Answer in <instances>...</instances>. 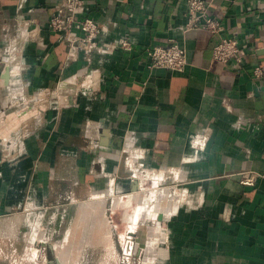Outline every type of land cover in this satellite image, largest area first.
<instances>
[{"label":"crops","instance_id":"obj_1","mask_svg":"<svg viewBox=\"0 0 264 264\" xmlns=\"http://www.w3.org/2000/svg\"><path fill=\"white\" fill-rule=\"evenodd\" d=\"M208 1L247 46L241 67L213 58L215 38L188 25V0H85L104 29L100 41L133 45L90 59L49 28L62 0H0V52L25 34L7 82L0 71L5 249L46 252L53 244L43 237L64 225L70 234L79 226L80 253L114 247V193L140 192V226L152 234L155 220L169 238L145 249L153 261L161 254L155 264H264V76L252 71L264 66V0ZM171 39L187 49L186 68L149 67L146 49ZM169 168L191 174L190 196L173 199V211L159 186L152 212L147 177L136 172Z\"/></svg>","mask_w":264,"mask_h":264},{"label":"rangeland","instance_id":"obj_2","mask_svg":"<svg viewBox=\"0 0 264 264\" xmlns=\"http://www.w3.org/2000/svg\"><path fill=\"white\" fill-rule=\"evenodd\" d=\"M7 68L9 69V67L4 68L5 71ZM138 175L139 173L136 172L137 178L140 177V180L143 182L145 178L143 176H138ZM146 177L147 178L143 184V188H144L143 193L147 192L145 203L151 202L152 212L155 211L154 207L156 206L158 196L152 197L151 192H153L154 190L159 191L160 188L159 186L161 187L163 186L164 188L167 187V191H168L167 197L169 203L172 202L171 204H173V199L175 201L178 198L177 197L178 195L180 197L182 196V193L185 198L187 195L190 196V193H188L189 189L184 188L185 186L188 185V182L191 181L190 180L191 174H189L188 172H183L181 171V169L178 168H169L166 169L164 172H153L149 175L147 174ZM160 177L163 178L162 181ZM163 181L165 183H163ZM114 195H116V198L117 197L121 198L119 199L120 202L116 207L117 208L116 212L113 213L115 219L111 222L115 224L113 227L114 228L113 238L116 247L97 245L95 247H89L92 249H89L84 253H80L79 251L80 228L79 226H77V222H76L75 224L77 227H74L71 234H70V230L67 227H65V225H64V229L62 225V229H63L62 231H64V233H62L60 236L58 235L53 236L51 234L52 231L50 229V231L48 232V237L44 236L43 238L44 240L47 239L48 242H52L53 244L52 249L49 250L48 248L46 252L38 251L36 249L34 250L28 249L26 253L22 248L19 251L20 253L16 257V261L14 262L10 258L11 251L13 250L14 247L12 249L11 248L5 249V247L2 245L4 244L2 243L3 240L2 238H0V264H59V263L60 264H155L160 259L161 254H159L157 258L153 261L152 258L148 257V254L145 253V249L148 250L153 246L160 248L161 246L163 247L165 244L169 243V238H167V242L165 241V231L162 229L161 231L162 234L160 235L159 227L154 226L155 220L152 221L153 222L152 234L148 233L149 229L148 231H146L143 225L140 226L141 222L139 221V218H137L138 212L140 213L139 211L140 205H137V202L140 199V192H136V195H132L134 197L132 199L128 198V194L126 195V192L120 191L118 193L117 192L114 193ZM172 206L173 209L175 205L173 204ZM106 207H108L109 210L112 207V197L109 198L108 203H106ZM175 210L176 209L174 208L173 211ZM126 213L127 214L130 213L129 218H127V216L125 217ZM65 223L66 221L64 222V224ZM81 223H85V222L83 221ZM104 225L106 228L105 232H107L108 229H111L108 221H105ZM44 228L45 229L43 230L45 231V233H47L48 230L46 229V227ZM67 229L69 230V232ZM134 231L135 233L131 234ZM104 238H106L107 241L109 240L111 241L110 231L107 232V236L105 235ZM74 239H77L76 243H74L75 242ZM72 242L73 245H70L72 244ZM70 246H72L71 251H69V249L71 248ZM1 247L6 251L4 252L3 250H1ZM124 249L128 250L127 252L130 253L124 254ZM33 258H35V260ZM21 259H23V261H21Z\"/></svg>","mask_w":264,"mask_h":264},{"label":"built area","instance_id":"obj_3","mask_svg":"<svg viewBox=\"0 0 264 264\" xmlns=\"http://www.w3.org/2000/svg\"><path fill=\"white\" fill-rule=\"evenodd\" d=\"M209 7L208 0H188V25L191 27L200 25L215 38L212 55L216 61L230 64L234 60L237 66L241 67L248 55L247 46L237 36L227 33L226 25L221 18L209 12ZM49 28L58 32L60 38L68 42L72 48L84 50L88 59L94 51L112 53L118 48L125 50L133 48L128 38H120L112 43L100 41L99 38L104 29L98 20L86 14L85 0H62L49 20ZM24 36L25 34L22 33L18 39L9 40L6 43L4 51L0 52V71H3L5 67H10V64L16 60L22 50L21 38ZM146 52L151 68L184 70L189 63L187 49L175 39H171L166 44H154L148 47ZM252 71L257 78L264 76V66L260 64H256ZM197 141L202 143V140ZM146 176L147 174H143V177ZM254 180L253 176H244L242 181L246 184H253ZM127 251L124 249V254L130 253ZM19 253L14 247L10 254L13 262L16 261Z\"/></svg>","mask_w":264,"mask_h":264},{"label":"water","instance_id":"obj_4","mask_svg":"<svg viewBox=\"0 0 264 264\" xmlns=\"http://www.w3.org/2000/svg\"><path fill=\"white\" fill-rule=\"evenodd\" d=\"M3 76L5 78V81L7 82L8 81V77H9V69L8 68L6 69L5 74ZM106 133H107V131H106ZM104 143H107V140H104ZM135 187H137V182H135Z\"/></svg>","mask_w":264,"mask_h":264},{"label":"bare ground","instance_id":"obj_5","mask_svg":"<svg viewBox=\"0 0 264 264\" xmlns=\"http://www.w3.org/2000/svg\"><path fill=\"white\" fill-rule=\"evenodd\" d=\"M139 176V175H138ZM140 178V177H139ZM135 232V231H134ZM149 251V250H148Z\"/></svg>","mask_w":264,"mask_h":264}]
</instances>
